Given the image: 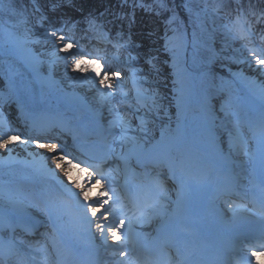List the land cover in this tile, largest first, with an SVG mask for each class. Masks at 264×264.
<instances>
[{
  "label": "snow or ice",
  "instance_id": "6c2138e0",
  "mask_svg": "<svg viewBox=\"0 0 264 264\" xmlns=\"http://www.w3.org/2000/svg\"><path fill=\"white\" fill-rule=\"evenodd\" d=\"M31 3L29 13L27 8L17 9L11 0H0V41L6 52L33 71L45 63L50 70L55 67L56 61L49 59V54H66L56 59L65 61L68 79L87 83L93 90V116L87 136L78 135L59 119L47 123L32 119L31 124L27 118L22 124L5 122L0 149L14 152L18 147L33 156H42L35 149L46 150L48 155L42 158L52 160L63 173L68 183L60 180L59 190L73 198L80 224L101 248L112 253L115 264H133L132 258L137 256L134 224L166 213L172 203L179 209L182 194L192 184L206 183L214 156H230L233 139L241 135L243 122L238 111L226 110L228 99L221 95L218 107L207 102L206 93L210 96V92L205 85L214 86L216 79L215 67L209 68V64L215 62L227 69L230 78L242 77L245 70L253 73L256 81L249 83L259 89L264 101V0H247V4L235 0V6L233 0H217L211 8L209 0H199L195 7L193 0H119L120 11L110 13V19L98 25L94 17H83L86 26L66 17L67 9H75L74 0ZM126 6L129 11H125ZM137 9L154 26L134 36ZM212 38H220L218 53L212 51L216 43ZM94 41L110 45L114 55L109 56V49L101 55ZM235 41L243 42L240 55L223 54ZM68 54L76 57L71 61V72L86 75H68ZM121 57L127 71L113 69L112 61ZM230 64H243L244 68L232 72ZM87 65H98L101 71ZM2 79L0 112L15 103L23 117L21 95L31 97L32 91L22 92L8 74ZM125 81H130V86L126 87ZM189 110L195 113V138L188 132ZM229 117L233 119L226 127ZM250 130L254 138L258 134L264 163V112ZM73 169L80 174L76 178ZM162 175L173 182L175 200L171 189L163 186ZM44 195L20 187H8L0 193L4 205L0 208V264H8L21 252L17 225L35 207L28 197L41 199ZM46 219L59 233L53 210H48ZM253 239L259 243L244 240L250 244L251 257L264 256V227ZM164 240L167 244L170 237L166 235ZM65 248L74 251L70 244L65 243ZM244 260L252 264L247 257ZM143 264H156V260L146 257Z\"/></svg>",
  "mask_w": 264,
  "mask_h": 264
},
{
  "label": "bare ground",
  "instance_id": "6f19581e",
  "mask_svg": "<svg viewBox=\"0 0 264 264\" xmlns=\"http://www.w3.org/2000/svg\"><path fill=\"white\" fill-rule=\"evenodd\" d=\"M58 43V41H57ZM94 43H97V47L99 50H101L100 48L106 49V45L105 42L103 41H94ZM236 43H242V41H237ZM235 43V46H237L238 44ZM105 46V48H104ZM109 48V46H108ZM111 49V46L109 48V50ZM66 54L64 53H60V52H56L54 57H64ZM71 61L72 58H70L67 61L68 64V75L69 76H77V75H86V74H81V73H72L71 72ZM58 61H56L57 63ZM98 65H87L86 67L92 69V70H96ZM32 70V69H30ZM56 76L59 77L60 79L65 80V82H63V89H65L64 91V101L65 103H60V105L63 107V109L65 110V113H67V117H59V120H63L66 123L67 122H71L72 121V126L74 127V131L75 132H80V130L86 129V131H88L89 127H90V122L92 120V116H93V103H94V97H93V90H89V85L87 83H73L70 79H68L65 76V61L64 60H59L58 62V68L56 70ZM13 84L20 87L22 92L24 90H31L32 91V95L31 97H25L24 95H21V99L25 102V104L29 107L28 110H31V112H29L32 116V119H36L38 121H40L41 123H47L48 121L53 119V114L52 111L49 109V107L45 106L43 103V99H45L44 97V89L41 87V80L38 79V86L33 85V83L30 82V78L26 75V74H19L18 76H13ZM129 81H125V85L130 86V84L128 83ZM259 82V81H257ZM60 88L59 90H53L50 89V94L47 95L52 101H55L59 98V91L62 89ZM73 89V91H72ZM259 92V89H257ZM103 91V90H101ZM212 94L210 93V96ZM66 104H69V106H67ZM227 111L229 112H233V111H238L239 116L241 121L243 122L241 124V133L243 134V136L247 139L248 138V129H247V120H249V116L243 111V110H231V106L227 107ZM18 108L17 106H11V107H5L2 112H0V118H7V117H11L14 118L15 116V111H17ZM231 110V111H230ZM67 111V112H66ZM28 112V111H27ZM61 113V112H60ZM73 114H75L77 116V118H73L72 116H69ZM57 115V114H55ZM30 116V117H31ZM233 119L232 117H229L226 119V122L228 123V120ZM32 121V120H31ZM31 121L29 122V124H31ZM77 121H80V123L85 124L86 126H82L80 124H76ZM249 122V121H248ZM258 122V121H257ZM257 122L252 119V129H255V126L257 124ZM188 132L191 136H193L195 138L196 134H197V124H196V119H195V114L193 113V115H191L190 119H188ZM254 133V132H253ZM13 147H17V146H13ZM17 150L19 151V153L21 155H25L27 157L30 156L29 152L26 151H22L17 147ZM16 150V151H17ZM35 152L37 153H41L42 156H47L48 153L46 152V150L43 149H35ZM247 152L246 155L248 162L251 163L252 161V167L249 165V173L252 172L251 175L249 176H245V180L243 183H239L234 185V188L231 186L229 187L227 185L226 180L224 182H222L221 186H220V190L223 194H225L226 197H229L231 199L230 196L234 195L235 193L232 191H242V185L243 186H251V190L250 193H254L257 196H260L263 192V188H262V184L258 185L257 181H264V163H262V155H261V151H260V147H259V137L258 134H256L255 138L254 135H252V143H250V146L247 148V150L245 151ZM219 153H217L214 156V160H216V162L218 164H210L208 167V178H207V182L201 185H196V184H192L181 196L180 198V207L179 209H177V205L175 203H172L169 207L166 213H162V214H154L151 216L150 220L146 223H142V224H134V228H139L143 234H145L146 232H150L149 230V226L154 222V219H156L157 221L159 220V222L157 223V226L154 228L155 229V233L162 235V234H168L170 232V234H168L167 236L170 237V240H173V242H183L185 243L186 239L191 237L189 236V233L191 232L193 239L197 238L199 235L202 236L201 232H203V225L205 224L203 221H201L199 223V227L193 228L191 231L190 228H188V226H190L188 224L187 221H190L192 218L188 217V213L191 210L197 209V211H199L200 214V220H201V215L204 211L207 210V208H212L213 211L215 213L218 214V218H220L221 220V224H220V229L221 231H223L224 234H226V232L231 231L233 228L237 227L242 220L248 222L249 224H252L255 222L254 219L257 218H261L264 219V214L261 215L262 213H259L256 209H254L255 207L249 204H246L244 207H240V208H235L234 210H231L229 213L224 214L223 212H221L215 205V201L217 200L216 196H212L209 195V193H212L213 190L212 187H215V179L214 178H210V173L213 169L215 168H219L223 167L224 165L222 164V162H220V158H219ZM0 155L2 156L3 153L0 151ZM42 156H35L36 158H41L39 160V162L37 164L34 165H25L23 163L20 162H12L9 163L7 161L2 160L0 162V177L3 178H7V177H11L20 173H25V172H30L33 174H38L42 177H48V170L47 168H55V164L52 160H47L45 161ZM242 156V155H241ZM240 155H234V158L232 159L233 161L239 160ZM44 163V164H43ZM43 164V168L42 170L39 169V165ZM238 165V164H237ZM218 166V167H215ZM230 166V165H229ZM235 165H232L231 167H234ZM215 167V168H214ZM229 167V168H231ZM79 174L78 170L73 169V177L76 178ZM58 179L64 180V176L62 172H59L57 170V174H56ZM221 177V176H219ZM218 179V178H217ZM223 180L225 178H222ZM221 180V181H223ZM65 183H68L66 180H64ZM222 187V188H221ZM231 193V194H230ZM237 195H241L240 193H237ZM175 198H176V194H175ZM174 198V200H175ZM242 202H245L243 200H241ZM260 200L255 201V203L257 205H262L260 204ZM64 205H62V209L60 210H55L57 212V216L59 217V223H58V229L62 230L65 233V230L69 233L66 234V236H68L71 240L76 241L77 236L75 234V230L77 227V222H75V220L73 219V212L71 210V208L69 206L66 205V203H63ZM252 208V209H251ZM76 219V218H75ZM263 225L264 227V222H259L258 223V227L254 228H262L259 227ZM189 231V232H188ZM225 231V232H224ZM256 231H253L251 234H249L252 238L249 240L252 243H256L257 240L253 239L255 235ZM174 234V235H173ZM201 240V238H200ZM218 250V247H209V244H201V245H194L192 246V248L189 250V254H193L195 255L197 252H204L206 253V255H208L209 250H211L212 254H215V249ZM227 254V253H226ZM225 254V255H226ZM224 255V256H225ZM219 258L221 257L223 259V257L221 256V254L217 255ZM184 260L187 261L190 259V257H186L185 255L183 256ZM188 258V259H187ZM230 258V257H228ZM226 258V259H228ZM249 261L252 262V264H264V256H257L255 258L251 257L249 259Z\"/></svg>",
  "mask_w": 264,
  "mask_h": 264
},
{
  "label": "rangeland",
  "instance_id": "374dc122",
  "mask_svg": "<svg viewBox=\"0 0 264 264\" xmlns=\"http://www.w3.org/2000/svg\"><path fill=\"white\" fill-rule=\"evenodd\" d=\"M147 3H152V0H146ZM225 3H227V0H224ZM11 3L17 8V9H24L27 8V11L30 13L32 10V3L31 0H11ZM41 3H43V0H41ZM75 3V9H67L66 10V17L71 20L75 19L78 23V25H84L83 17H94L96 19V23L103 24L106 19H110V13L112 12H118L120 9L117 7L119 0H74ZM199 4V0H193V5ZM217 4V0H209V6L210 8L213 5ZM245 4H247V0H245ZM233 6H235V0H233ZM130 8L126 6L125 11H129ZM74 15V16H73ZM3 19V16H0V20ZM12 20L15 21L16 17H12ZM154 26L151 19L143 14L140 9H137L136 11V26L133 29L134 36L139 30H146L149 27ZM108 28L110 29L111 26L109 25ZM20 32H23V26L20 27ZM78 36V34H77ZM216 41V43L212 47L213 52H219L220 48V38H212ZM235 41L232 44L231 49H226V51L223 54H231L239 56V48L241 44L243 43H236ZM235 43L238 44L235 46ZM59 44V41L58 43ZM106 45V49L110 48V45ZM109 46V48H108ZM38 47V46H36ZM105 48V46H104ZM100 54L103 55V52L105 49L102 50L100 48ZM69 59L76 58L72 57L70 54ZM114 55V50H109V56L112 57ZM61 57V56H60ZM49 59L58 61L53 55L49 54ZM68 59V60H69ZM121 58H117L112 61L113 69H120L122 71H127V68L123 67L121 64ZM58 62H55V67L50 70L49 65L45 63L44 65L40 66L36 71L30 70L31 68L27 67L26 65H23V61L15 56H10L4 46L2 41H0V89H3V77L5 74H8L11 80L13 81V76H18L19 74H26L30 78V82L33 83V85L38 86L37 80H41L42 88L44 89V97L43 103L45 106L49 107V109L52 111V113L57 114V116L61 118L67 117V113H65V110L60 105V103H65L63 97H64V91L63 89V82L65 80L60 79L56 76V70L58 68ZM225 63H228L225 61ZM23 65V66H22ZM215 67L216 71V79H215V85H205V88L210 92L212 95L207 96V102L212 105H218L216 104V101L219 100L220 96L223 95L226 99L229 100V103L225 105L226 110L228 109V106H231V110H243L248 116L249 120H247V129H248V138H245L243 134L241 133L240 137L234 138L232 143L234 145L232 154L230 156L224 154H218L220 158V162L224 166H232V169H230V174L233 176L238 175L235 180L243 181L245 179V176H249L252 174L249 173V168L246 165H249L252 167V161L251 163L248 162L247 156L245 154V151L250 146V143H252V135H254L253 130H250V126L252 129V119H256L257 116L261 115V113L264 111V101L261 100L259 92L257 88H255V85L250 84L249 81H256V77L253 73L248 72L247 70L244 71L242 77H236V78H230L229 73L227 69H221L219 68L215 62L209 64V68ZM231 71L237 72L241 68H244L243 64H230ZM94 71H101L100 67L97 66L96 70ZM130 84V81L128 82ZM258 83V82H257ZM59 98L55 101H52L47 95L50 94V89L53 90H59ZM73 91V89H72ZM25 103V102H24ZM69 106V104H66ZM25 108L29 109V107L25 104ZM230 110V111H231ZM31 112V110H29ZM61 112V113H60ZM67 112V111H66ZM193 111L189 110L188 113V119H190L191 115H193ZM195 114V113H194ZM69 116H72L69 114ZM73 118H77L75 114L72 116ZM11 117L7 118H0V136L3 135L4 131L6 130V124L5 122L13 124V122L10 121ZM249 121V122H248ZM72 123V121H71ZM77 125L80 124L82 126H86L85 124L80 123V121H77ZM225 126H228V123L225 121ZM223 131V129H222ZM225 139L227 140V136H225ZM0 151L3 153V155H0V162L2 160L7 161L9 163L12 162H20L25 165H34L39 162L41 158H36L33 155H30L29 157L25 155H21L19 151L14 152H6L5 150L0 149ZM240 155V159L233 161L234 155ZM242 155V156H241ZM213 165L218 164L216 160H212L211 162ZM210 163V164H211ZM44 164V163H43ZM43 164H40L38 167L40 170L43 168ZM238 164V165H237ZM49 177L48 179H51L53 181L48 182V191H46L47 199H46V207L41 208V205L37 202L38 199H32L31 196L28 197V202L32 203L35 207L30 210L31 212H36V208L39 209L37 211L40 214H43L42 216L44 219L47 218L48 210H53L54 213L57 215V212L55 210L62 209L63 203L68 204V199H62L59 194H57V190H59L57 186V177L54 179V177L57 174L56 168H47ZM212 173V172H211ZM210 173V174H211ZM40 175L33 174L30 172L20 173L11 177L3 178L0 177V193H2L6 188L8 187H20L26 192H31L33 189L42 191L40 188L38 178ZM244 182V181H243ZM59 185V184H58ZM171 196V195H170ZM66 204V205H67ZM3 201L0 200V208H3ZM58 218V216H57ZM59 219V218H58ZM155 221V220H154ZM154 224V223H153Z\"/></svg>",
  "mask_w": 264,
  "mask_h": 264
},
{
  "label": "trees",
  "instance_id": "16d2710c",
  "mask_svg": "<svg viewBox=\"0 0 264 264\" xmlns=\"http://www.w3.org/2000/svg\"><path fill=\"white\" fill-rule=\"evenodd\" d=\"M175 2H177V3H178V2H179V0H175ZM196 5H197V4H195V5H193V6L195 7Z\"/></svg>",
  "mask_w": 264,
  "mask_h": 264
}]
</instances>
